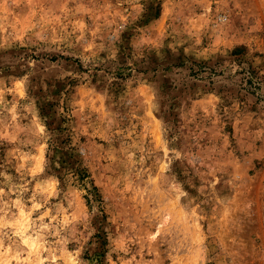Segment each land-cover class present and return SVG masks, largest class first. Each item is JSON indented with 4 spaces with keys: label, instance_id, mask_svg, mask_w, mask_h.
<instances>
[{
    "label": "rangeland",
    "instance_id": "rangeland-1",
    "mask_svg": "<svg viewBox=\"0 0 264 264\" xmlns=\"http://www.w3.org/2000/svg\"><path fill=\"white\" fill-rule=\"evenodd\" d=\"M0 264H264V0H0Z\"/></svg>",
    "mask_w": 264,
    "mask_h": 264
}]
</instances>
